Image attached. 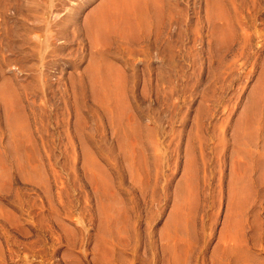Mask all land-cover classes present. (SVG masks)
I'll return each instance as SVG.
<instances>
[{"label": "rangeland", "instance_id": "rangeland-1", "mask_svg": "<svg viewBox=\"0 0 264 264\" xmlns=\"http://www.w3.org/2000/svg\"><path fill=\"white\" fill-rule=\"evenodd\" d=\"M219 1L0 0V264H264V0Z\"/></svg>", "mask_w": 264, "mask_h": 264}, {"label": "bare ground", "instance_id": "bare-ground-1", "mask_svg": "<svg viewBox=\"0 0 264 264\" xmlns=\"http://www.w3.org/2000/svg\"><path fill=\"white\" fill-rule=\"evenodd\" d=\"M221 1H219V2H221ZM166 2L169 3L170 0H168ZM166 2H165V0H102V2H100L95 7V9L92 11L87 23L89 25V28H91L93 30V32L94 31H97V32L105 31V30H108V28L110 26L117 27L118 24H120L122 26H127V25H130V24H134L137 27L141 26L140 28H142L145 25L144 23H146V22L149 23L150 22L149 21L150 18L145 22V18H146L145 14L146 13H144V12L148 13L150 11L149 13H151V11H152V12H155V13H157L159 15V14L163 13L165 11V9H168L166 7V5H167ZM260 3H261V0H260ZM219 4H217V5H219ZM169 5L170 4H168V6ZM220 5L221 6L224 5L223 1H222V4H220ZM258 5H259V2H258ZM221 6H216L215 5V7H216L215 20H219L220 21L221 18H222V20H225V19H223L224 17H222V15H220L221 12H220V14L218 13L219 15L217 14V7L219 8ZM223 9H225V8H223ZM214 10H215V8H214ZM149 13H148V15H149ZM148 15H146V16L148 17ZM219 17H221V18H219ZM3 88H6V87H3ZM3 90H5V89H3ZM5 92H6V90H5ZM6 95L7 94H5V96ZM2 97H1V99H2ZM6 98L7 97H5V99ZM170 250L172 252V249H170ZM235 252H236V250H235ZM227 253H226V255H227ZM230 253H231V251H230ZM239 254H240V252H238L237 255H239ZM237 255L235 256V254H234L233 256L237 257ZM231 256H232V254H231ZM231 258H233V257H231ZM237 258H235V260H237ZM244 258H246V257H244ZM241 259L239 258V260H241ZM246 260L247 259H243V262H246ZM241 261H240V263H241ZM237 262H234V263L236 264Z\"/></svg>", "mask_w": 264, "mask_h": 264}]
</instances>
